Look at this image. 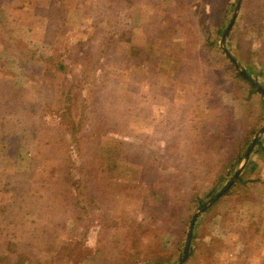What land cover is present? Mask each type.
I'll return each instance as SVG.
<instances>
[{"label":"rangeland","instance_id":"374dc122","mask_svg":"<svg viewBox=\"0 0 264 264\" xmlns=\"http://www.w3.org/2000/svg\"><path fill=\"white\" fill-rule=\"evenodd\" d=\"M64 1L1 0L0 75L9 73L12 79L5 85V94L18 98V104L25 103L28 107L23 113L28 116L11 113L8 126L0 128V264H133L135 260L143 264H264V157L254 154L262 180L245 193L225 195L209 212L200 211V204L191 199L193 191H209L217 184L208 204L223 189V181L217 183L221 173L232 162L235 170L245 165L246 158L237 159L235 152L241 144L236 145L232 135L243 133L264 111L258 97L249 98L250 87L234 76L232 63L220 50L225 48V33L218 37V47L205 44L208 30L223 21L220 8L225 0H116L113 13L105 7L107 0ZM238 2L234 14L243 15L245 6H252L241 5L240 0L237 8ZM88 4L94 9L86 16L83 9ZM260 10L263 16L257 28L242 18L227 48L236 66L247 67L264 85V71L259 72L260 61L264 62V0ZM92 21L110 28L133 25L142 37H153L164 25L169 47L165 59H160L161 72L153 76L157 79L154 86L148 80L140 85L154 113L145 121L132 112L123 117L131 123L126 127L133 135L123 136L118 155L121 161L136 164L139 171L126 176L127 184L117 185V198L112 207L106 202L110 208L101 217L95 216L96 208L91 206L80 212L72 192L63 191L69 188L61 180L68 158L65 144L38 122L41 118L56 121L61 107H71L78 120L87 105L98 107L91 102L89 90L101 81L102 63L89 76L83 75L78 59L86 47L81 44L79 51L73 49L75 40L86 37L85 28ZM237 36L243 38L242 50L237 47ZM61 54L69 63L70 80L64 94L59 84L65 78L63 71L45 68L49 58ZM76 73L82 79H76ZM156 84L163 86L162 100ZM80 87L76 96L74 89ZM192 96L197 97L194 102ZM50 108L53 113L46 115L43 111ZM33 109L40 112L30 116ZM159 112L172 118L171 122L161 125ZM19 117L22 121L17 122ZM261 129L254 138L264 134ZM142 134H147V145H156L158 152L165 143L162 137L190 140L193 159L189 161L196 173L169 166L158 170L164 173L162 180L161 174H150L149 165L141 163L148 153L145 144H140ZM39 137L42 141L37 149ZM68 147L78 165L71 170L78 175L77 146ZM168 153L173 159L175 153L170 149ZM181 163L187 165L185 160ZM158 200L163 202L155 205ZM197 212L196 237L189 246L193 251L182 261L179 253L187 246L186 229L190 230ZM250 221L255 225L247 229L246 236ZM259 222L261 228L254 231Z\"/></svg>","mask_w":264,"mask_h":264},{"label":"trees","instance_id":"16d2710c","mask_svg":"<svg viewBox=\"0 0 264 264\" xmlns=\"http://www.w3.org/2000/svg\"><path fill=\"white\" fill-rule=\"evenodd\" d=\"M52 1L57 2L58 4L65 2L64 0ZM85 1L86 0H84V2ZM117 1L119 2V0ZM237 1L238 0H225L222 3L220 12L223 21H220L214 29H210V31L208 30V36L205 44L209 45L210 48L213 46L218 47V37L224 35L231 20L233 19L232 26L230 27L228 34L223 39L225 48H220V50L232 63L234 76L242 79L250 87L249 98L258 97V103H260L264 109V85L260 83L258 77L253 75L247 67H237L233 62L234 59L230 56V48H227L228 45L231 44V40H233L236 36V34L233 32V29L234 27L241 24L242 18H245L246 22H249L251 27L257 28L258 21L260 20L259 18H262L263 16L262 10L259 11L261 0H241V5H252H250L251 7H248L247 5L245 6L247 9L244 10L245 14L243 15L237 13L234 14V7ZM114 2H116V0H107L106 2L105 7H107V9L111 8V13H113L115 10ZM3 4L4 3H2L0 0V7L3 6ZM90 5H85V9H83V12L86 16L92 14V10L94 9V7H91ZM110 12L108 11V14H110ZM255 14H257L256 17ZM251 15L254 16L252 19L250 17ZM165 28L167 27H164L163 25L155 32L153 37L151 35H144L142 37L141 35H137L133 25H125L122 28H110L109 26H101V24H98L96 21H92L89 23V26L85 28L87 31L86 37H82L74 41L75 46L73 49L79 51L81 44L86 47L82 53L80 52V58L78 57V62L81 66V73L83 75L88 74L89 76L91 71L97 68L96 64L102 63V67L100 69L101 81L97 86H91L89 90V93L91 94V102L94 101L98 107H94V105L89 104L88 99L87 104L89 105H87L86 110L81 113L79 120L76 119L71 107H65V109L61 107L59 110L62 111H60L61 113L59 114V117H57L56 121L53 122L52 120L50 123L48 119L41 118L38 120V122H40V126L42 128L44 127L49 131L50 129L53 131L51 137L54 139L60 137L58 139L60 143H63V145L65 144L68 158L67 164L63 170V175L61 176V180L66 182V184L69 185V188L63 191L68 193L72 192V199L74 200L75 206L79 208L80 212L81 210L83 211L82 207L85 208L91 206L92 209L96 208V217L103 216L108 208L113 206V201L117 198V185L120 182L127 184L125 181L126 176L129 174L133 175L139 171V169H137L135 166L136 164L133 165L132 163L130 164L123 162V160H120L118 155L119 148L122 144H124L125 141L123 136L133 135L127 128L131 123L129 121H125L123 117L129 116V112H132L135 118H141L143 121H145L147 120L149 113H154L153 110H150L149 106L146 104L148 101V96L145 92L146 89L144 85H140L142 81L145 83L146 80L150 82V85L153 84V86L155 81L157 82V79H154L153 76L156 77L159 75L161 72L160 70H162L160 67V59H165V54L169 52V47L166 46V41L168 39L165 36L168 34L165 33L167 30H165ZM145 30L146 31L143 32L148 34L147 29ZM176 30H178V28H175V31ZM236 44L241 50L245 47L242 37L237 36ZM177 49L182 51V47H178ZM159 55H161V57H159ZM68 64L69 63L65 54H61L58 58L51 57L45 64L46 69L52 67L56 70L63 71L65 78L61 83H59L60 88L62 87L60 89L62 94L67 92L66 87L68 84V78L70 80ZM260 64H262L263 67L259 72L263 73L264 62L260 61ZM187 65L189 64L187 63ZM46 71L47 70H45V72ZM4 74L5 75H0L1 129H5L8 126L7 121L9 117L7 118V115H11V113L20 112L19 114H22V116H28L27 113H23L28 107L26 105L24 106L25 103L18 104V98L9 97L5 94V85H7L12 78L9 76V73ZM82 74L76 73V79H82ZM110 78H112L111 83L108 82ZM81 81L82 80H76L77 84L82 83ZM68 86H70V84ZM142 87L144 89L143 91H141ZM156 87L157 92H160V95H157L160 97V100H162L164 97V95H161L163 92V86L161 85L158 87L156 84ZM74 90H77V96L78 92L81 91V87ZM196 98V96H192L191 100L194 102ZM19 107L21 109H19ZM30 112V116L31 114L32 116H35V114H38L40 111L33 109V111ZM43 112L46 115L49 113L51 114V112L53 113L51 108L50 110L48 109V111ZM158 114L160 116L159 122H161V125H167L169 122H171L170 119L172 120V118L166 119L165 113L164 115L162 112H159ZM43 115L44 114H42V116ZM207 117H209V115ZM16 121H22V118L19 117L16 119ZM156 122H158L157 119ZM24 126L27 127L28 125L25 124ZM263 126L264 111L262 110L261 115H259L255 121L249 123L248 128L243 133L232 135V139H234L235 144H241L237 147L238 150L235 152L237 159L240 161L241 159L245 158L247 152L249 151V155L246 158L247 161L242 168L236 170L234 169L235 164L232 162V164L230 163L231 165L227 167L228 169H225L221 173L217 179V183L223 181L222 188L224 190L222 189L223 192L206 207L205 212H209L213 205L218 203L225 195L233 193H239L241 195L245 193L247 189L252 186V184L262 180L260 170H258L260 163L254 154L261 158L264 157V134L257 136V139L253 145L251 142L253 139H255V134L258 133V131L263 128ZM193 127L196 128L197 125L194 124ZM66 131L68 132V136H65ZM186 132L189 133L191 130L186 129ZM117 134L120 135L119 138ZM140 136L143 137V141L140 143L141 146L145 144L144 146H146V149L148 150V153L146 155L144 154L145 156L142 158L143 162L141 163L144 165L147 163L149 165L150 174L153 176L157 177L161 174L162 180L164 178V173L159 172L158 170H168L167 168L169 166L176 167L178 170L181 169V171L187 173H196L197 168L192 166V162L189 161L190 158L193 159L192 154H190V140L186 141L185 139L181 141L177 138L162 137L164 138L165 143L162 145V152H158L157 148H155L156 145H147V134L145 136H143V134ZM191 136L192 135H189V139ZM41 139L42 137H39V139L37 138L38 141L35 143V148L38 149V147L41 146ZM69 144H76L77 146L79 160H81V163L79 164L80 167L78 175L76 174L77 171L73 173L71 170L72 168H75L76 164L74 163V158L71 155V149L68 147ZM168 149L171 150V153H175L173 159L172 157L171 159L168 158ZM182 160H185L187 165H182ZM160 164L161 166H159ZM249 173H255L257 177H251ZM47 184L48 183L45 180L44 186ZM216 190L217 184H214L209 191L203 190L202 193L199 190L193 191L191 194V199L195 200L196 203H199L200 206L203 207L216 192ZM106 202L109 203L110 207ZM162 202L163 201L158 200L155 205H160ZM158 207L159 206H157V208ZM99 210H101V212H99ZM196 219L197 217H195L192 229L193 240L196 237ZM250 222L246 223L247 225L244 232L246 236L247 229H249L253 224L255 225L254 221ZM259 228H261V222L257 224L254 231H257ZM189 232L190 230L187 228L186 240L188 239L187 237ZM192 251L193 249L189 248L187 258L192 254ZM184 252L185 249H182V251L179 253V258H183ZM133 262V264H143L136 260ZM35 264L46 263L36 261Z\"/></svg>","mask_w":264,"mask_h":264},{"label":"water","instance_id":"95a60500","mask_svg":"<svg viewBox=\"0 0 264 264\" xmlns=\"http://www.w3.org/2000/svg\"><path fill=\"white\" fill-rule=\"evenodd\" d=\"M239 2H240V0H239ZM239 2H238V5H237V8L239 7ZM235 14H236V13H235ZM232 23H233V19L231 20V22H230V24H229V26H228V28H227V30H226V32H225V36H226V34L228 33L230 27L232 26ZM233 59H234V58H233ZM262 131H264V127L261 129V132H262ZM256 139H257V136L255 137V139H254L252 145L255 143ZM248 155H249V151L247 152L245 158H247ZM222 192H223V190L220 191L217 195H215V196L210 200V202H209L208 204H206L205 206H203V207L200 209V211H204V210L206 209V207H207L211 202H213V201H214V200H215V199H216V198H217ZM197 214H198V212L194 214V216H193V218H192V220H191V223H190V232H189V236H188V239H187V246H186V249H185V252H184V256H183L182 261L185 260V258L187 257V253H188V251H189V246H190L191 239H192V228H193L194 220H195V217H196ZM179 264H180V263H179Z\"/></svg>","mask_w":264,"mask_h":264}]
</instances>
